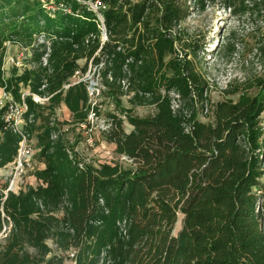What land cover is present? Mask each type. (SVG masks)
Here are the masks:
<instances>
[{
  "label": "trees",
  "instance_id": "trees-1",
  "mask_svg": "<svg viewBox=\"0 0 264 264\" xmlns=\"http://www.w3.org/2000/svg\"><path fill=\"white\" fill-rule=\"evenodd\" d=\"M90 1L0 0V49L8 40L32 41L42 32L52 41L50 53L45 43L33 50V69L7 81L0 53V87L16 103L23 102L21 84L31 94L25 97L23 130L36 137L45 163L35 173L43 185L10 192L3 204L0 229L3 222L12 227L0 246V264H64L61 256L49 258L54 250L48 240L58 252L74 251L76 264H264V195L254 189L264 177V29L254 47L263 72L246 90L255 94L218 103L213 121L204 123L196 105L207 100L208 83L188 59L189 42L173 34L188 7L178 0H100L108 36L102 42L98 15L84 3ZM213 1L192 4L204 11ZM61 4L65 8L49 9ZM225 4L235 15H264V0ZM237 41L232 35L228 54L243 47ZM82 59L102 66L103 94L133 127L127 133L124 120L111 115L103 132L130 167L82 166L66 144L64 125H83L92 113L99 115L88 83L65 89L80 69L86 72ZM33 95L48 103H36ZM125 95L133 107L156 106V114L135 116L123 107ZM62 105L70 122L57 117ZM6 110L0 113V169L14 162L22 140L4 121Z\"/></svg>",
  "mask_w": 264,
  "mask_h": 264
},
{
  "label": "rangeland",
  "instance_id": "rangeland-1",
  "mask_svg": "<svg viewBox=\"0 0 264 264\" xmlns=\"http://www.w3.org/2000/svg\"><path fill=\"white\" fill-rule=\"evenodd\" d=\"M47 1L48 0H43L46 5L48 4ZM52 1L54 0H50V3H52ZM131 1L136 3L141 0ZM90 2L93 7L96 8L94 11L97 13L100 20V16L102 15L99 12L100 9L96 7L100 6V0ZM178 2L185 9L188 7V10H186L187 18L173 30V34H180L184 40L189 42L188 44L191 45V48L186 50L188 59L193 61L195 70L208 83V91L205 94L207 100L199 101L196 105V109L198 119L204 123H209L213 121V111L218 103L227 100L236 102L243 92H248L251 95L255 94V90L253 89L246 90L247 83L263 72L254 47L258 31L264 29V15L258 14L256 11L235 15L225 4V0H214L213 2L207 3L204 11L194 6L192 0H178ZM50 9L53 10L52 8ZM101 9H105L104 4ZM100 30L102 32L101 41L104 42L105 38L103 31L102 29ZM232 35H236L237 42L242 41L243 44V47L240 46L238 52L233 56L225 51V46L229 42V39L231 40ZM92 38L93 36L90 37V39ZM43 43L47 45V51L50 53L52 41L44 32L35 36L32 41L21 42L18 39L6 41L0 49V53L4 55L2 67L4 79L6 81L10 80L13 76L22 75L25 70L33 69L35 67L31 61L33 50ZM19 59L25 61L23 67H18L16 65ZM47 61L48 56L46 55L43 58V65H46ZM78 63L80 68H84L86 63H88L87 70L83 72L80 69L76 73L74 80L83 79L88 83V91L90 83L92 82L94 84L93 87L99 89V94H97V90H95L93 92L94 94L92 96L90 95L93 105L99 109V115L92 113L89 116V121L83 125H64L62 127V134L66 144L69 149L72 150L73 154H77L78 160L81 161L80 163L82 166L98 167L99 163L119 162L125 167H130V161L126 163L127 159L116 152L115 145L109 143L105 139L103 132L108 131L111 127V115H116L124 120L123 126L127 133H130L133 127L128 123L124 114L117 111L112 100L103 94L102 90H104L105 87L102 83V79L99 77L102 66L98 68L92 60L87 61V59H82ZM68 85L69 84L65 85V89L69 88L67 87ZM20 86L22 100L25 101V97L31 94L22 84ZM123 86L126 91L127 83L123 84ZM171 95L173 97V107L177 108L180 104L178 97L175 93ZM33 99L36 103L42 105L48 103V98H41L37 95H33ZM122 101L125 109H133L134 115L141 118L153 116L157 112L156 106L154 105L133 107L130 103V95H125ZM21 105V103L15 102L12 92L0 87V113L2 108L7 107L3 115L5 122L8 116L15 120H21ZM57 117L61 122H70L72 120L69 110L64 105L57 109ZM23 120L25 123L22 125V129L26 124L25 114ZM261 121L262 125H264V113L261 116ZM54 138H56V136H54ZM26 151V162L23 163L22 169L18 174H15L13 162L7 165V169L0 172L2 198L5 196L3 191L6 190L5 188L8 187L9 180L14 177V175H17L20 179V184L18 185L20 188L19 192L27 186L36 187L39 184L43 185V182L39 181L35 175L37 171L45 168L44 160L39 154L40 149L38 148V142L35 136L31 138L27 136ZM254 189L258 191L259 194L261 193V195H264V177L261 179V185ZM0 211H2V204ZM59 216L61 217V214H59ZM181 225L182 215L179 216L175 233L180 230ZM2 226V229H0V246L5 244V239L12 227L11 224L8 225L4 222ZM4 228L7 229L5 233H3ZM47 243L54 250V253L50 254L49 258L56 254L63 257L64 264H76L74 251L61 253L56 251V245L52 240H48ZM30 251L33 250L31 249Z\"/></svg>",
  "mask_w": 264,
  "mask_h": 264
},
{
  "label": "built area",
  "instance_id": "built-area-1",
  "mask_svg": "<svg viewBox=\"0 0 264 264\" xmlns=\"http://www.w3.org/2000/svg\"><path fill=\"white\" fill-rule=\"evenodd\" d=\"M84 3L89 5L93 10L96 9L93 7L91 2H84ZM96 7L101 8L102 7L101 3H100V6H96ZM50 8L55 10V7H53V6H51ZM61 8H65L64 5H62V4L59 5L58 9H61ZM64 10H66V9H64ZM100 22H101V24L99 25V28L102 29L103 34H104V38H105L104 40L106 41L107 40V33H106V27H105L104 20H103L102 16H100ZM24 63H25V61L23 59H19L17 61L16 65L18 67H23ZM82 81H84V80L83 79L74 80V82L69 84L67 87H70L71 85L80 83ZM95 90H97L96 93L99 94V92H100L99 89H95L93 86H92V89H90V87H89V94L92 96L94 94L93 92ZM21 104H22L21 109H20L21 120H15L13 118H10L9 116L6 118L7 125L11 129H13L15 133H17L18 135H20L22 137V140L19 144L17 157L15 158V160L13 162L15 174H18V172L21 171L23 163L26 162V158H27V155H26L27 154V151H26L27 135L24 133V130L22 129V125L25 123L23 120V117H24V114L27 113L28 107H27V104L25 103V101H23V103H21ZM7 168H8V166L4 167L3 169H0V172L4 169H7ZM19 180L20 179L17 177V175L16 176L14 175V177H12L9 180L8 187L5 188L6 190L3 191V193L5 194L4 198H2V211L1 212L3 213V217H2L3 219L5 218V214L3 211V204H4L5 200L7 199V196L10 192H12L14 194H17L19 192V189H20L18 186L20 184ZM10 230H11V228H10ZM6 231H7V229L4 228L3 233H5Z\"/></svg>",
  "mask_w": 264,
  "mask_h": 264
},
{
  "label": "water",
  "instance_id": "water-1",
  "mask_svg": "<svg viewBox=\"0 0 264 264\" xmlns=\"http://www.w3.org/2000/svg\"><path fill=\"white\" fill-rule=\"evenodd\" d=\"M94 84H93V82L92 83H90V89H92V86H93Z\"/></svg>",
  "mask_w": 264,
  "mask_h": 264
}]
</instances>
